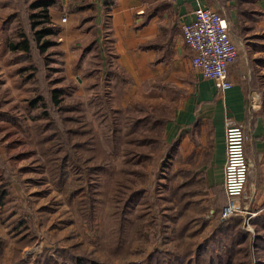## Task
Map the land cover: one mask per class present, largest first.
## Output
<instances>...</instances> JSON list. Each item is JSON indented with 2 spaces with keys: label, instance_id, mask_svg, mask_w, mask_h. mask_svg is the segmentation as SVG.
<instances>
[{
  "label": "trees",
  "instance_id": "trees-1",
  "mask_svg": "<svg viewBox=\"0 0 264 264\" xmlns=\"http://www.w3.org/2000/svg\"><path fill=\"white\" fill-rule=\"evenodd\" d=\"M98 1L103 5H108L112 0H74L68 4V9L74 15L80 17V23L89 21L93 37L92 44L99 49V57L106 56V59H108L105 63L107 69L103 71V77H100L101 79L98 82L90 83V85L105 84L111 78L115 97L113 108H108V110L112 113V116H120L119 119L111 118L112 123L122 122V125L109 126L108 131L104 134L111 146V150L108 151L104 147L101 136L96 131L92 118L99 110V106L95 104V98L98 95L89 97L87 101L74 99L70 97L71 95H66V90L62 87L53 85L49 72L45 73L44 79L41 77L33 79L34 89L38 91H36L37 95L32 100L38 99L41 102L39 112L37 114L33 113V117L44 115L48 119V121L41 124L40 130L37 131L39 133L37 137L40 150L43 155L53 154L49 146L54 144V139L50 134H41L45 127H53L57 134V142L66 145L65 155L61 157L60 163L52 165L59 174V184H63L62 175L68 174L64 171L67 157L75 161L76 164L81 163L84 166H87L88 163L98 164L100 162L102 166L96 165L86 168L90 171V174L95 171L105 172V168L107 173L112 174L113 170L109 167L108 162H110L112 156L116 157L123 152L122 147L126 142V147L129 142L141 146L150 145L153 155L150 153L138 154V161L141 160L145 168L153 163V158H161L160 155L165 158V166L166 161L169 165L175 160L178 161L182 156L176 147L179 141L170 143L165 139L166 124L173 118V107L165 104L155 106L143 103L123 107L126 90L134 81L126 73L124 67L115 63L114 60L117 59L111 48L108 45L102 46L99 44L96 29L93 26ZM41 5L46 8L55 5V8H59L60 1L46 0ZM84 11H88V13ZM49 14H44V16L49 17ZM50 24L45 26L43 23L31 21L32 36L24 30L21 36L22 39L12 44L14 48H20L22 53L18 56H11L16 61L24 59L28 62L25 67H33L36 71L38 65L33 63V59L42 60L43 65L46 64L45 59L48 60V57H45L47 55L43 56V54L49 45L54 44V41L45 40L44 38L47 35L58 34L60 30V27ZM100 52H103V54ZM38 53L42 56L41 58H35L34 55ZM113 65L119 72L113 69ZM42 67L45 69V66ZM90 85L88 86L90 87ZM103 87L101 86V88ZM100 96L102 100H105L102 94ZM0 117H3L0 119V133L3 135L0 138V143L4 145V155L6 156L4 162L0 157L1 214L8 209L9 205L15 203L12 193L11 167H17L21 161L30 159L37 152L27 142L28 127L19 115L2 112ZM60 123L63 124V128ZM22 131H24V135H22ZM189 158L192 159L193 157L190 156ZM129 160L125 162H130ZM201 164L202 161L199 163L198 169L196 167H184L179 169L176 175H172L171 180L165 187L168 203L165 207L157 208L156 213L160 215L161 220L155 222L153 228L151 227L152 222L147 226L144 223V215L140 212L134 213L133 210L135 201L141 196L140 190H144L143 188L132 189L124 200L121 198L123 201L121 204L123 205L119 212L115 231H107L101 227L102 223H99L101 217L96 209L97 196L93 192L94 188L91 184L86 189L73 190L70 196L72 199L78 198L76 203L77 213L80 218L82 217L87 222L88 228L92 231V236L95 237L97 246L91 250L83 248L81 245L58 247L53 250L46 248L30 264H264V251L261 244L259 245L261 241L256 242L255 245V263H253L250 243H244L249 237V233L243 229L246 216L233 214L227 219L222 218V211L228 203V196L224 189L209 190L204 172L199 170ZM132 172L135 173V171H131L129 165L124 168L121 167L119 175L123 177L117 183L126 185L125 180L128 179L129 181V174ZM151 176L152 173H147L145 178L149 180ZM110 180L112 179H109V182ZM212 191L218 195V200L216 194L215 199L211 200L209 196ZM197 196H205L206 201L196 199ZM211 212L213 213V219L211 220L209 232L202 239H196V236L205 229L207 218ZM133 213L134 217L131 218L129 214ZM164 215L169 220L165 219ZM196 222H200L201 225L196 227ZM259 227L261 225L258 224ZM24 228H29V222L22 221V219L15 221L13 227H11L13 230L18 229L21 231ZM256 234H260L259 231L258 233L256 231ZM159 236L162 241L166 240L165 247L152 248L147 252L143 261L128 260L137 247L144 245L145 242L157 240ZM259 236L264 240V235ZM20 240L28 244L33 243L35 238L22 237ZM3 242L0 243V254L3 253ZM98 246L105 252L102 257L97 255ZM65 251L69 255L68 261L67 258H64ZM20 252V246H15L13 258L17 259ZM201 258H204V260H200Z\"/></svg>",
  "mask_w": 264,
  "mask_h": 264
},
{
  "label": "rangeland",
  "instance_id": "rangeland-1",
  "mask_svg": "<svg viewBox=\"0 0 264 264\" xmlns=\"http://www.w3.org/2000/svg\"><path fill=\"white\" fill-rule=\"evenodd\" d=\"M59 1V8H55V5L46 8L41 5L46 0H0V113L10 112L23 119L24 124L28 127L27 142L37 152L30 159H25L17 167L10 169L15 203L9 205L8 209L0 214V243L4 241L3 253L0 254V264H30L46 248L53 250L58 247L81 245L88 250L94 249L97 246L95 237L92 236V231L88 228L87 222L82 217L80 218L77 213L78 198L72 199L70 196L73 190L86 189L90 184L97 196L96 209L101 217L99 223H102L103 229L107 231L116 230L119 212L123 205L121 198L124 200L132 189L142 188L144 190H140L141 196L135 201L133 210L134 213H142L145 217L144 223L148 226L152 222L151 227L153 228L154 223L160 219V215L156 213L157 208L165 207L168 203L165 187L172 175H176L179 169L184 167H196L198 169L201 162V157L190 159L188 156L182 155L178 161L175 160V163L168 165L166 161L165 166V158L160 155L161 158H153V163L145 168L142 161H138V154L150 153L153 155L150 145L141 146L129 142L126 147V142L122 147L123 152L116 157L112 156L108 162L109 167L113 170L112 174L107 173L105 167V172L95 171L90 174L86 168L96 165L102 166L100 162L98 164L88 163L87 166H84L81 163L76 164L75 161L67 157L64 171L68 174L62 175L63 184L58 183L59 174L52 165L60 163L61 157L65 155L66 145L57 142V134L53 127H45L41 134H50L54 139V144L49 146L53 154L43 155L40 150L37 131L40 130L41 124L48 119L44 115L33 117V113L39 112L41 104L38 99L32 100L38 91L34 89L33 79H39V77L44 79L45 73L49 72L53 85L62 87L66 90V95H71L70 97L74 99L87 101L89 97L98 95L95 98V104L99 106V110L92 118L96 131L101 136L104 147L108 151L111 150V146L104 134L108 131L109 126L122 125V122L112 123L111 118L119 119L120 116H112L108 110V108H113L115 97L111 78L105 84L90 85V83L98 82L100 77H103V71L107 69L105 63L108 59L106 56H103V59L98 56L99 49L92 44L93 37L89 21L80 23V17L70 12L68 5L61 4V0ZM46 9L47 11H45ZM84 12L88 13V11ZM44 14H49V17L44 16ZM64 16L67 17L66 21L63 20ZM31 21L43 23L45 26L52 23L60 27L58 34L47 35L44 38L54 41V44L49 45L43 54V56L47 55L45 57H48V60L45 59L46 64L43 65L42 60L32 58L33 63L38 65L37 71L33 67L26 68L28 62L24 59L16 61L11 56H18L22 53L20 48H14L12 44L22 39L24 30L32 36ZM100 53L103 54V52ZM34 56L35 58L42 57L39 53ZM114 61L120 64L118 60ZM42 66H45V69ZM113 69L119 72L117 68L114 67ZM126 73L128 74L127 71ZM101 86L104 87L101 88ZM133 87L134 82L126 90L123 107L137 103L160 106L163 103L164 98L160 95L157 98L158 94L155 91L154 94L146 95ZM101 94L105 100H102ZM2 118L0 117V119ZM60 126L63 128L62 123ZM23 133L24 131H22V135H24ZM1 136H3L2 133H0V138ZM4 151V145L0 143V157H2L3 162L6 159ZM128 160L130 162H125ZM128 165L131 171H135V173L129 174V181L128 179L125 180L126 185L118 184V180L123 177L119 175L121 167L124 168ZM147 173H152L149 180L145 178ZM109 179L112 180L109 182ZM196 199L206 201L205 196H197ZM134 213L129 214V216L133 218ZM19 219L28 221L29 228H24L23 231L11 229L15 221ZM165 219L169 220L167 216ZM212 219L213 213L211 212L207 218L205 229L196 236V239H202L207 235ZM258 224L261 227L258 228ZM200 225V222L195 223L196 227ZM263 227L264 217H254L249 221V225L245 221L243 224V229L249 233V237L244 243H250L253 263L256 262L254 254L256 242L261 241L259 245L261 244L264 251V240L259 238V235H264ZM256 231L257 233L259 231L260 234H256ZM22 237L35 238V240L33 243L27 244L20 240ZM17 245L20 246L21 252L19 257L14 259V248ZM157 246L165 247L166 240L162 241L159 236L157 240L145 242L140 247L136 246L135 252L128 260L143 261L147 252ZM98 248L97 255L104 256L105 252L99 246ZM64 258H67V261L69 259L66 251ZM200 260H204V258Z\"/></svg>",
  "mask_w": 264,
  "mask_h": 264
},
{
  "label": "crops",
  "instance_id": "crops-1",
  "mask_svg": "<svg viewBox=\"0 0 264 264\" xmlns=\"http://www.w3.org/2000/svg\"><path fill=\"white\" fill-rule=\"evenodd\" d=\"M198 7L217 11L236 43L239 54L229 66L227 90L192 64L182 25L194 19ZM94 15L99 44L111 48L134 87L146 95L155 91L162 105L173 107L165 139L179 141V154L201 157L199 170L209 190L224 189L227 119L242 125L251 163L242 202L252 218L264 217V0L98 1ZM209 197L215 199L213 191Z\"/></svg>",
  "mask_w": 264,
  "mask_h": 264
},
{
  "label": "built area",
  "instance_id": "built-area-1",
  "mask_svg": "<svg viewBox=\"0 0 264 264\" xmlns=\"http://www.w3.org/2000/svg\"><path fill=\"white\" fill-rule=\"evenodd\" d=\"M194 19L182 25L183 37L193 51L192 64L205 78L213 79L221 90L232 86L229 66L238 58L236 43L231 37L226 20L214 9L198 7ZM66 21L67 17L64 16ZM226 161L224 165V188L228 203L222 218L233 214L245 215L249 225L254 213L242 202L251 163L245 151V130L232 119L226 123Z\"/></svg>",
  "mask_w": 264,
  "mask_h": 264
}]
</instances>
